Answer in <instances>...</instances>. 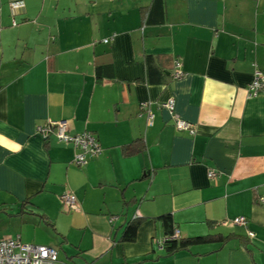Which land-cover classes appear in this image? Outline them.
I'll return each instance as SVG.
<instances>
[{"label":"crops","instance_id":"1","mask_svg":"<svg viewBox=\"0 0 264 264\" xmlns=\"http://www.w3.org/2000/svg\"><path fill=\"white\" fill-rule=\"evenodd\" d=\"M22 1L0 0V238L53 246L56 264H264V94L247 92L264 0ZM47 120L100 154L74 164ZM163 214L183 238L230 236L166 253Z\"/></svg>","mask_w":264,"mask_h":264},{"label":"built area","instance_id":"2","mask_svg":"<svg viewBox=\"0 0 264 264\" xmlns=\"http://www.w3.org/2000/svg\"><path fill=\"white\" fill-rule=\"evenodd\" d=\"M9 5L12 11L15 12L22 8L24 3L22 0H10ZM15 23V20H12V24ZM110 39L108 37L103 40L106 42ZM182 74L183 71L179 61H174L171 72L172 78H179ZM247 92L249 96H256L259 93L264 94V70L257 67L254 68L253 78L247 86ZM158 106L172 112L174 99L170 97L160 102ZM140 109L146 113L147 120L151 123L153 113L149 103L142 102ZM174 123L177 129L187 130L189 133L194 132L192 124L184 119L174 116ZM36 129L43 137L52 133L58 140L72 143L77 149L72 160L76 165L85 164L89 158L96 157L101 152V146L95 134L87 130L79 133H69L63 120H47L38 125ZM215 173V171L210 170L207 175L213 177ZM60 202L70 209H75L78 205L75 194L69 191H65L60 195ZM231 222L245 225L246 218L244 216H236ZM247 233L252 235L251 231ZM179 237V230L174 228L173 232L169 236H164L160 243L162 244L169 238L177 239ZM0 264H56V249L50 245L23 242L18 236L0 238Z\"/></svg>","mask_w":264,"mask_h":264},{"label":"trees","instance_id":"3","mask_svg":"<svg viewBox=\"0 0 264 264\" xmlns=\"http://www.w3.org/2000/svg\"><path fill=\"white\" fill-rule=\"evenodd\" d=\"M150 8H158L163 14V0H151ZM143 148V143L140 139H135L128 145L123 147V152L125 154L136 153ZM162 225L164 227V236H169L174 229L173 221L170 214H163L159 216ZM230 236V235H229ZM229 236H222L220 234H206V235H196L190 237H179L177 239H166L162 243V247L165 249L166 253L175 252L180 249H186L192 244L205 243L207 241L219 239L226 240Z\"/></svg>","mask_w":264,"mask_h":264}]
</instances>
